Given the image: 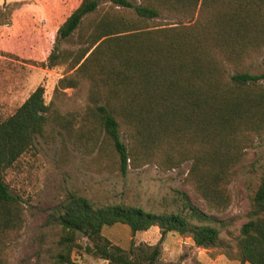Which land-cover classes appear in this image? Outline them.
Here are the masks:
<instances>
[{
	"label": "trees",
	"instance_id": "trees-1",
	"mask_svg": "<svg viewBox=\"0 0 264 264\" xmlns=\"http://www.w3.org/2000/svg\"><path fill=\"white\" fill-rule=\"evenodd\" d=\"M80 0L57 29L49 66L67 63L73 76L55 90L86 80L89 116L116 157L118 170L154 164L161 172L189 162L185 181L208 209L231 203L233 169L264 135V73L249 68L264 53V0ZM162 17L160 23L155 19ZM52 114L38 85L0 122V239L19 230L23 213L5 172L33 147ZM121 134L125 136L126 143ZM181 209L153 212L124 203L95 205L67 192L55 207L59 230L52 264H69L79 248L107 264H155L160 245L125 250L102 231L122 224L131 234L157 227L203 248L220 245L227 221L203 212L181 193ZM77 233L90 240L80 246ZM240 264H264V172L238 231ZM0 264H2L0 258Z\"/></svg>",
	"mask_w": 264,
	"mask_h": 264
},
{
	"label": "rangeland",
	"instance_id": "rangeland-1",
	"mask_svg": "<svg viewBox=\"0 0 264 264\" xmlns=\"http://www.w3.org/2000/svg\"><path fill=\"white\" fill-rule=\"evenodd\" d=\"M138 2V0H129ZM80 0H0V122L38 86L52 114L33 147L5 172L10 192L19 198L23 221L19 230L0 239L2 264H52L59 230L55 207L67 192L89 198L95 205L124 203L153 212L181 209V193L203 212L227 221L221 243L215 248L197 246L186 236L168 234L160 238L157 227L131 234L116 224L104 228L112 244L127 250L160 245L155 264H240L237 259L238 231L246 221L249 200L264 172V135L245 150L233 169L231 203L225 211L208 209L204 200L185 181L189 162L180 169L161 172L154 164L129 166L123 174L97 122L89 116V84L78 79L73 88L55 90L58 79L73 76L66 62L50 67L48 56L59 51H76L73 41L57 40V29ZM100 8L109 0H98ZM164 19H155L160 23ZM264 73V53L249 68ZM126 143L125 136L121 134ZM82 247L90 240L77 233ZM69 264H107L82 249L73 252ZM249 264V263H247Z\"/></svg>",
	"mask_w": 264,
	"mask_h": 264
},
{
	"label": "crops",
	"instance_id": "crops-1",
	"mask_svg": "<svg viewBox=\"0 0 264 264\" xmlns=\"http://www.w3.org/2000/svg\"><path fill=\"white\" fill-rule=\"evenodd\" d=\"M244 264H247V263H244Z\"/></svg>",
	"mask_w": 264,
	"mask_h": 264
}]
</instances>
